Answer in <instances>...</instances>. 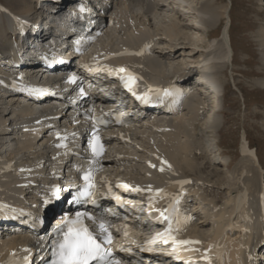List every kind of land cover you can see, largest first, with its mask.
Segmentation results:
<instances>
[{
    "label": "rangeland",
    "instance_id": "obj_1",
    "mask_svg": "<svg viewBox=\"0 0 264 264\" xmlns=\"http://www.w3.org/2000/svg\"><path fill=\"white\" fill-rule=\"evenodd\" d=\"M156 1L161 3L158 7L162 6V8L153 9L146 14L142 9L141 4L133 3L128 0H119L118 4L114 5L112 10L119 13L117 21L123 20L121 17L122 14L120 13L121 10H123L125 12V16H128L129 18L131 17L130 19L136 21L135 19L138 18L136 25L139 26V28H144L147 30L148 34H155L156 37L159 38V42L161 43L158 45L156 55L163 53L166 54V56L162 60L163 63L161 62L162 65L160 63L158 64V67L156 66L157 71L155 73L163 76L183 72L185 71L186 65L191 62L197 63L204 58L202 51H199V49L196 48V45L198 44L194 41L192 42V40L184 38L178 41L177 37L175 38L176 42H171V38L169 36L167 37L170 41H166L162 39L164 38L163 31L168 27L172 28L173 26L171 23H175V28L177 30H174L176 34L179 33V36H182L185 30L186 34L192 37L196 36L198 38H203L206 37V33L208 35H213L214 28H212L211 33H209L208 29L210 27L205 21H203V17L199 14V11L202 6L203 10L206 8H214L216 11H220V17L218 16V22H216L217 24L219 23V31L215 33L216 37L220 35L218 37L219 39L217 38V40L208 43L205 42V44L210 43L213 46L212 52L210 51L209 53L210 56H207L210 58V61L206 67L212 71L209 80H212V82H214L217 86L215 93H213L214 96L212 95V99L214 98L213 100L215 101V108H213L214 110H212L211 106L205 108L204 106L206 105L204 104L206 103V100L204 99V96L197 94L185 106V110L182 115V117H184L183 119L179 117V120L195 117L192 120L196 119L195 121L199 124V129H197L198 135H194L193 128L188 125L187 120L185 122L183 121L186 126L188 125L187 130L184 126V131H182L184 133L189 131V135L187 134V136H184L183 133L178 132L173 127L169 129L170 133L172 132L177 134V146L175 148L182 149L181 147L184 145L187 147L189 146L188 148L191 149H197L198 151L199 149H202V151H206L208 153V157L206 159H195L197 164L201 165L199 166L202 171L192 174L194 191L193 196H191V203H193L196 207L198 217H201V221L206 219L203 223L205 224L203 225L204 227H201V231H213L216 214L226 202V199L224 198L227 194L225 193L230 190H236L237 184L235 183H238L237 181L240 176V168L243 164L246 163L248 166H253L254 169L251 173L244 174L242 178L245 176V179H249L259 177V175H264L260 165L254 160L249 161L247 159L248 157H245L241 151L243 135L246 131L251 145L257 147L261 163L264 166V88L260 86V83L258 82L261 78L259 76H255L260 72H264V29L262 28L264 27V0H234V6H231L230 0ZM176 5L187 9V11L189 10L191 13L185 11L188 20L193 24L198 23L201 25V29L203 30L198 29V27L195 29H191L192 27H186L184 30V28L180 25L182 22L186 23V21L184 20V17L180 16V13L176 9ZM228 11L231 12L235 19L231 28L233 45L235 47L234 65L231 63L229 64L227 60H222L217 56H213V54H218L215 52H227L228 45L224 42L221 33L225 23L227 22V18L229 17L227 14ZM176 16L179 19H177ZM145 22L146 25H144ZM118 26H121V24H118ZM123 27L127 30L128 35L132 34V30L134 28L132 29L125 24H123ZM187 31L189 32L187 33ZM181 41H187L190 44L184 45ZM108 43H112V40L110 41L109 39H104L103 44L107 45ZM169 47L172 48L170 49ZM175 47L177 48L176 50ZM173 50L175 51L172 52ZM168 52H170V54H167ZM171 70L173 71L172 73ZM221 72L224 74H221ZM226 85L228 88L223 91V87ZM223 92L224 96L221 97ZM221 99L224 101L222 110L217 109ZM197 102L200 103L197 104ZM200 113H202V115H199ZM10 117V115L7 116V118ZM192 137H194V139H192ZM11 138L12 136L10 135L0 136V147L3 150L7 148L9 145L8 141ZM156 143L161 145V147L157 146V149L162 152H168L169 147L166 143L160 144L161 141ZM8 148L16 149V145L9 146ZM179 149L176 153L180 157L181 161L184 160L186 162L185 158L187 151ZM9 152L10 151H6V153ZM206 162H209L208 166L202 169V164H206ZM229 162L231 164L230 167L228 166ZM144 165V162H141L140 168L142 169L141 172L143 175H153L154 178L161 179L155 173L143 168ZM256 180L259 182V179ZM202 183L206 184L209 191L211 192L212 190L213 193L211 192V194H209L206 190V185L204 186ZM255 188L256 186L251 188V195L256 199L263 190L262 186H257L256 195L254 193L256 190ZM217 199L219 200V203L214 204ZM213 204L215 205L214 207ZM204 211H208L207 213L209 214L204 215ZM213 213L215 217L213 216Z\"/></svg>",
    "mask_w": 264,
    "mask_h": 264
},
{
    "label": "bare ground",
    "instance_id": "obj_2",
    "mask_svg": "<svg viewBox=\"0 0 264 264\" xmlns=\"http://www.w3.org/2000/svg\"><path fill=\"white\" fill-rule=\"evenodd\" d=\"M34 1L35 0H0V4L4 5L9 11H12L14 13L32 14L33 12H35V10L33 8ZM136 1L142 5V9L144 10L145 14L151 8L152 5L156 8H162V6L158 7V5L160 3L154 2L153 0L152 1L151 0H136ZM230 1H231V6H234V0H230ZM153 2H154V4H153ZM202 7H201V10L199 11V14L203 17V18L201 17L203 19V21H205L206 24H208V26L210 27L208 29L209 33H211V29L214 28L213 29V32H214L213 35H208L206 33V37H208V38H206V37L198 38L196 36L192 37V36L186 34V30H185L186 27H190V28L192 27L191 29H195L197 27L200 30H203V29H201L202 27L198 23L193 24L185 16H183L184 14L182 12H185V11L188 13L190 12L189 10L187 11V9H185V8H181L182 12H179L180 16L184 17V20L186 21V23L182 22L181 25L179 24L185 30L183 32L182 36H179V33L176 34V32L174 30V29H176L175 23H171V25L173 26L172 28L168 27L169 29L167 28L163 31L164 32V38H162V39H164L166 41L171 40V42H176L175 38L178 37V41L182 40L183 38L184 39H190V40H192V42L194 41L198 45H201V46L196 45L197 46L196 48L199 49V51L200 50L202 51L204 58L201 59V61H198L197 63L191 62L188 65H186L185 66V72H182L181 75L179 73H174V74H178L179 81L181 83H183L184 85L188 84V78L186 76H190L191 73H194V72H191L189 68L196 67L199 70V67H200V65H202V62H204L205 68L203 67V69L205 71L203 69H201V70H199L200 73L203 72V74H204L203 76H205L206 75L205 73H207V72L212 73V71L210 69H208L206 67V65L210 61V58L207 56L209 55L210 51L212 52L213 46L210 43L205 44V42L208 43L211 41H215L220 36V35L217 37L215 36V33L217 31H219V29H218L219 23L217 24L216 22H218V16L220 14V11L219 10L216 11L214 8H206L203 10ZM231 9H232V7H231ZM229 11L227 13L229 17L227 18V22L225 23V26H224L222 33H221V36H222L224 42H226L228 45V47H227L228 53L219 51V52H215L218 54L217 55L213 54V56H217L218 58H220L222 60H227L229 62V64L231 63L232 65H234L235 64V62H234L235 47L233 45V37H232V33H231V28H232V25H233L235 19L232 16L231 12H229ZM181 14H183V15H181ZM199 14H198V16H199ZM222 15H223V12H222ZM4 17H6V16L3 14V12H0V39L1 40L6 39V37H7V34L5 33V29L3 27V22L1 21V19L4 20ZM176 18H177V16H176ZM137 19H135L136 21H134L133 19L131 21L133 28L136 27L135 25L137 24ZM177 19H179V18H177ZM219 22H220V20H219ZM144 25H146V22ZM226 26H227V28H226ZM262 28L264 29V27H262ZM114 30H110V33L112 34V36L119 38L120 36H117L115 34ZM188 32L189 31H187V33ZM174 35H176V36H174ZM167 36H169L171 39L169 40ZM43 37L44 36H41V38H40L41 41H42ZM204 38L206 39V41ZM121 39H122V37L120 38V40ZM181 43L184 45L190 44L187 41H184V42L181 41ZM169 48L171 49L172 47H169ZM178 48H180V47H178ZM181 48H183V47H181ZM176 49L177 48L175 47V50ZM152 50H153V48H152ZM175 50H173L172 52H174ZM162 54L163 53L158 54L157 58H151V57L146 58V60H145L146 64H148L150 67H152V70L156 69V66L158 67L159 66L158 64H160L166 56V54H163L164 56ZM167 54H170V52H168ZM263 58H264V56H263ZM142 61H143V58H142ZM162 63H161V65H162ZM146 67H148V66L146 65ZM172 72L173 71L171 70V73ZM147 73H149L148 75H150L151 78H153V79L157 78V76L153 75L152 73H150L148 71H147ZM221 74H224V73L221 72ZM255 76H259L261 78L260 80H258V82L260 83V86H262L264 88V72H260L259 74L255 75ZM207 79H205V81H207ZM210 82L211 83L209 85H205V86L200 87V89H198V88L197 89L199 90V92H201V90H203V92H205V94H206L205 95L206 103L204 104L206 106H204V107L207 108L208 106H211L212 110H214L213 108H215V106H214L215 101L213 100L214 98L212 99V97L214 96L213 93H215L217 86L214 82H212V80ZM227 88H228L227 85L224 86L223 91H225ZM239 89L241 90L240 87H239ZM223 96H224V92H223V95H221V97H223ZM198 103H200V102H197V104ZM223 103H224V101H222V99H221V102L219 104V107H217V109L222 110ZM15 104H16L15 101L11 102L9 104L10 106H8L9 109L13 108L15 106ZM0 106L2 109L1 114L3 115L5 113V110H6V107H5L6 105L4 106L2 104ZM2 107H5V110H3ZM19 110L21 111V115L25 118L29 117L30 115L33 114V110L31 109L30 106H22L21 109H19ZM178 111H179V106L165 108V109H161L159 111L160 113L158 115H155L154 117H155V120H157L158 123H160V124L168 123L170 121V119L172 120V118H173V121L169 122V125L168 124H165V125H168L169 127L170 126L173 127L178 132L183 133L184 136H187V134L189 132V131H186L187 133L183 132L184 126L187 130V127L189 125V126H191V128H193L194 135H198L197 129H199V124L195 121L196 119L192 120L195 117L188 118V119L186 118L184 120H179V117H181L183 119L184 116L182 117V115L184 112H182L180 114V116L179 115L174 116V114L178 113ZM7 112H8L7 114L3 115L4 118H0V119L5 120V117L12 113V109L8 110ZM16 117L13 118L14 121L16 120ZM186 120L188 123L187 126L184 123ZM190 121H192V122H190ZM162 134L164 136L163 142L166 143V145L169 147L168 152H166L167 153L166 156H168V157L165 160V163H163V165H164V169H163L164 171L163 172H164V175L168 179L167 180L168 185H166L167 189H165L164 191L166 194L170 195L171 193H176L177 191L180 192V190H183L185 184L178 182V179H188V177L192 176V174H196V173L202 171L200 168L201 165L197 164L195 159H198V158L206 159L208 157V153L206 151H202V149H199V151H198L197 149H191V148H188L189 146L187 147V146L182 145V147H181L182 149H179V148L178 149L179 150H186L187 152H186V158H185L186 162L184 160L181 161L180 157L176 153V151L178 149L175 148L177 146L176 145L177 144V134H174L172 132L171 133L170 132H163ZM246 135H247V137H246ZM192 139H194V137H192ZM241 151L245 155V157H248L247 159L249 161H251V160L256 161L260 165V168L262 169V171L264 172V166L262 165V163L260 161L259 155L257 153V149L250 145V142L248 139V133L246 131L244 132V135H243V142H242V146H241ZM124 160H125V158H122L121 160H115L114 159L113 162L119 163V162H123ZM208 164H209V162H206V164H202L203 165L202 169L206 168V166H208ZM228 166L229 167L231 166L230 162L228 163ZM138 169H139V167L132 168V170L136 171V172L134 171L136 176L140 173ZM253 169H254L253 166H248L246 163L243 164V166L240 168V176H239L238 181H237L238 183H235V184H237L236 190H230L228 192L224 191V192H226L225 194H227V196H225V198H224V199H226V202L224 205H222V207L218 210V213L216 214V221H215V224L213 226V231L211 230L212 233L210 230L206 231V232L201 231V227H204L203 225H205V224H203V223L205 222L206 219H204L200 222L198 221L196 226L194 227L193 233L189 232V234L194 239L199 241L198 246L203 245L204 247L211 248L213 250H217V253H215L216 255L212 256L215 264H255L252 260L253 251L255 252L254 247H255V244L257 243V241H259V235L264 233V190L261 191V192H263L262 196L260 197L261 193L260 194L258 193L259 194L258 198L255 199L251 195L252 194L251 188L253 186H256V188H255L256 190L254 193L257 195V186H262V188L264 187V175L258 174L259 177H253V178H249V179H245V176H244V178H242V176L244 174L251 173V171ZM135 178H130V179L134 180ZM256 179H259V182ZM1 182H3V180H0V183ZM1 185H7V184H1ZM202 185L205 186L206 184L202 183ZM153 188H157V186L154 185ZM206 190L209 194H211L212 190L210 192L207 185H206ZM259 192H260V190H259ZM181 194H182V192H181ZM218 199L214 202V204L219 203ZM214 204H213V207L215 206ZM193 208L196 209L194 206H193ZM207 212L204 211V215H208L209 213H207ZM213 216H214V213H213ZM211 229H212V226H211ZM18 241H20V238L16 239L15 243ZM259 257H260V255H258L254 259L255 262L259 261Z\"/></svg>",
    "mask_w": 264,
    "mask_h": 264
},
{
    "label": "snow or ice",
    "instance_id": "obj_3",
    "mask_svg": "<svg viewBox=\"0 0 264 264\" xmlns=\"http://www.w3.org/2000/svg\"><path fill=\"white\" fill-rule=\"evenodd\" d=\"M118 72L125 73L126 76L123 77L124 79V86L127 88L130 92H134V85L138 77H136L134 74L127 71L125 68H120L117 70ZM72 82H75L76 77L73 76L70 78ZM29 92L31 95H43L45 90L41 88H28L25 89ZM81 91H83L81 89ZM164 92L165 95L170 94V90L163 89L161 90ZM141 100L147 101L149 97L142 96L138 97ZM59 135V134H58ZM60 146H66V145H60ZM103 150V145L100 143L99 136H96L95 141L92 144V151L95 155H100ZM163 171V168H161ZM84 180L91 185L92 177L90 172H86L84 174ZM189 181H181L180 183H188ZM123 187L127 188L128 185H123ZM140 190V189H136ZM53 194L58 195L60 189L59 186H53ZM158 193H162V189L157 190ZM46 202L48 201V198L46 197ZM120 198L117 197V200ZM2 207V205H0ZM158 212H160V216L164 220H169V217L165 215V210L157 209ZM89 216L88 213H77L76 219H66L65 224L67 226V230L64 231L63 229H58L62 233V239L55 242L56 251L55 255L57 257V260L54 261V264H91L92 261H99L103 260L106 255V249L102 246L100 242L97 241L95 235L88 229L86 225L83 224L82 217ZM92 219H95L94 217H90ZM99 228L102 232H107V228L104 221H101L99 223ZM172 231V224L169 222L168 225V231L163 234H158V236L165 237V243H167L170 240L173 241L174 244L180 245V244H191V243H199V241H185V240H177L175 237L171 236ZM106 239L111 242V236L110 234L106 237ZM150 250V249H149ZM30 251V250H26ZM210 251V250H209ZM15 256V253L12 254ZM205 259H210L209 256H205ZM9 264H13L12 261L9 262ZM15 264H21V262L16 261ZM22 264H31L30 257H25Z\"/></svg>",
    "mask_w": 264,
    "mask_h": 264
}]
</instances>
